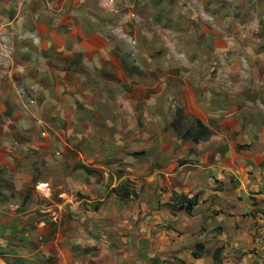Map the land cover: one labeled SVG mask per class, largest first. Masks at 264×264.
<instances>
[{
	"label": "rangeland",
	"instance_id": "rangeland-1",
	"mask_svg": "<svg viewBox=\"0 0 264 264\" xmlns=\"http://www.w3.org/2000/svg\"><path fill=\"white\" fill-rule=\"evenodd\" d=\"M229 97L264 105V0H0V264H222L192 192Z\"/></svg>",
	"mask_w": 264,
	"mask_h": 264
},
{
	"label": "crops",
	"instance_id": "crops-1",
	"mask_svg": "<svg viewBox=\"0 0 264 264\" xmlns=\"http://www.w3.org/2000/svg\"><path fill=\"white\" fill-rule=\"evenodd\" d=\"M49 58L46 64H43V61L37 63L38 66L34 70L39 76L37 80L43 76L50 78L52 71ZM90 68L94 70L92 66ZM230 97L227 103H213L215 108L209 125L214 133L209 137L208 147L194 156L198 171L204 165L205 155L208 154V164L203 168H206L215 180L208 178L206 184L195 186L192 192L193 197L197 198V204L205 201L208 206L221 210L217 221L225 233L217 237L215 244L224 250L225 258L222 264H226L228 254H234L236 250L248 254L254 249L258 256L264 258V105L255 109L256 105L245 102L243 105L247 112L245 115L239 114V105L235 107ZM220 112L227 114L224 113V117H220ZM243 119H248L249 126H243ZM216 127L219 129L216 130ZM242 127L245 129L243 133H239ZM245 130L249 134H245ZM239 146L245 148L239 150ZM241 154L242 161L233 162L232 157L237 155L239 160ZM195 176L194 173L191 180L197 179ZM229 214H233L232 217ZM233 223L232 227L228 226ZM226 230L233 231L230 240ZM208 237L213 238L214 235L209 234ZM212 242V239H208L204 241V245L209 246ZM207 255L214 264L212 252Z\"/></svg>",
	"mask_w": 264,
	"mask_h": 264
}]
</instances>
